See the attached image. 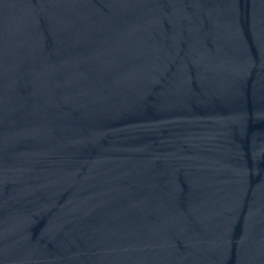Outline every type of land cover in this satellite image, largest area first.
Returning <instances> with one entry per match:
<instances>
[{
    "label": "water",
    "instance_id": "water-1",
    "mask_svg": "<svg viewBox=\"0 0 264 264\" xmlns=\"http://www.w3.org/2000/svg\"><path fill=\"white\" fill-rule=\"evenodd\" d=\"M0 264H264V0H0Z\"/></svg>",
    "mask_w": 264,
    "mask_h": 264
}]
</instances>
